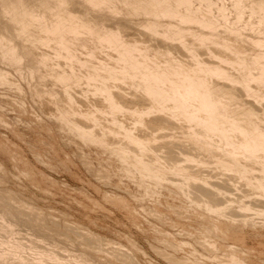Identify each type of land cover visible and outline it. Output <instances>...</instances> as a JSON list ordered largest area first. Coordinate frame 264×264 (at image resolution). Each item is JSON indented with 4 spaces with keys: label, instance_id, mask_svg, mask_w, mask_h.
I'll return each instance as SVG.
<instances>
[{
    "label": "rangeland",
    "instance_id": "1",
    "mask_svg": "<svg viewBox=\"0 0 264 264\" xmlns=\"http://www.w3.org/2000/svg\"><path fill=\"white\" fill-rule=\"evenodd\" d=\"M21 2L37 13L47 11L48 6H56L55 0H0V32L10 36L19 47L28 46L29 41L24 42V39L17 36L20 23L3 15L2 10L5 7L19 6L17 3ZM113 3L120 9L112 15L95 19V12H92L88 16H93L91 18L97 23L106 26H114L117 23L128 37L136 38L142 45L146 43L161 47L164 44H173L172 40L141 29L144 19L153 16L144 12H125L128 9L122 0H113ZM223 3L227 8V16L230 15L228 20H234L230 0H223ZM65 5L71 12L82 14L80 0H68ZM244 9L243 18L239 21L240 26H244L246 21L256 20V14L249 15V7L248 10L246 7ZM29 17L26 14L23 18L27 20ZM134 24L138 26L135 27ZM255 24L256 22L252 23ZM34 27L36 28L35 25L31 26L33 29ZM187 38L192 39L191 36ZM91 40L88 37L85 41L86 47L94 49L95 44ZM241 40L245 44L244 39H239L237 43L244 45ZM175 43L173 45H176ZM49 46L55 47L54 44ZM178 46L171 47L170 55L188 61L187 53ZM211 46L210 43H205L195 51L205 57L207 48ZM53 47L45 48V51L54 49ZM78 48L79 56H87V48ZM98 50L97 48V53L100 52ZM80 51L86 54L83 53V56ZM53 54L55 53H51V56ZM22 55L18 68L0 59V68L9 72L6 81L0 79V238L6 240L9 237L10 242L12 239V242L14 239L20 240L24 250H19L18 255L14 256L16 254L8 251L7 244H1L0 251L6 248L7 252L4 250L5 257L0 259V264H12L19 255L26 260L31 257L36 259L44 247V250L54 249L63 259L71 260L82 255L88 264H233L230 262L233 255L238 256L245 264H264V200H261L264 199V181L262 187L260 186L262 190L256 182L257 179L263 180L264 172L260 173V169L256 171L259 168L256 164L251 165L252 162L246 159L251 165V173L248 169V176L247 171L240 165H248L243 158L239 160V165L231 167L236 170L230 167L229 170L225 164L231 163L230 154L226 151H222V154V149L219 150L217 145L211 148L203 146L200 140H204L206 136L202 135L204 138L200 136L198 139L190 135L189 123L183 120V117L171 119L166 117L168 115L162 113L159 116V112L153 111L144 117L142 123L137 122L138 117L134 111L147 107L148 100L141 91L136 92L128 84L112 82V85L121 87L112 89H116L117 91H114L123 96V105L132 110L121 112L122 114L116 112L114 118L124 123L122 125L126 129L143 138L142 148L137 141L125 139L127 136L124 131L110 122L111 115H108V112L106 115L105 111H95V108L106 110L105 103L101 102L98 95L85 88L87 83L83 77L77 84L74 82L76 88L73 83L69 85L68 90H72L69 92L71 91L75 98L74 102L70 103L65 100L60 84L53 82V78L50 80L51 75L46 73L50 70L49 67H41L36 71L31 66V55L28 51ZM60 59L57 58L58 61ZM81 71L83 76L88 70L85 73V68ZM252 84L254 85V82ZM239 87L240 85L237 88L241 90ZM246 96L245 98L252 99L251 96ZM260 105L257 106L264 109V104ZM58 107L67 109L69 114L78 120L77 123L93 128V132L96 136H101L102 141L90 140L72 131L68 124L58 118ZM74 110H77V113ZM91 110L92 113L95 112L97 122L81 115L82 112ZM261 111L259 115L264 117V111ZM101 131L102 133H99ZM146 140L149 142L145 143ZM134 143L143 149H140L142 152ZM122 148L127 151L130 149V155L120 157L119 149ZM134 152L137 157L132 156ZM141 153L142 155L138 156ZM183 154L186 157L190 155L189 160L193 159L196 165L191 160H188V163L185 160L188 158ZM137 159L147 163L149 168L143 169L137 165ZM176 162L180 164L178 167ZM209 163L210 165H207ZM171 167L175 169L172 170ZM237 170L239 174L236 173ZM251 174L257 178L254 179ZM192 183L194 185H191ZM205 192L211 193L209 195ZM7 221L13 227H9ZM11 228L13 238L10 237ZM3 230L4 233L9 231V236L7 233L4 236ZM9 253L13 255L9 256ZM31 259L29 261L33 260Z\"/></svg>",
    "mask_w": 264,
    "mask_h": 264
},
{
    "label": "bare ground",
    "instance_id": "2",
    "mask_svg": "<svg viewBox=\"0 0 264 264\" xmlns=\"http://www.w3.org/2000/svg\"><path fill=\"white\" fill-rule=\"evenodd\" d=\"M67 1L68 0H55V7L48 6V9H46L47 11L44 10L41 13H37L23 2L17 3L19 6L14 5L8 8L5 7V9L2 10L3 15L20 23L19 27L17 28V36L19 35V37L24 39V42L29 41V44H27L28 46L19 47L10 36L0 32V59L18 68L23 57L22 54L28 51V53L31 55L30 61L32 68L38 71L41 67H49L50 70L46 73L51 75L50 80L53 78V82L60 84V87L63 89L62 93L64 92L65 100L69 101L70 103H72V101L74 102L75 98L73 97L74 95L71 94L72 90L69 89L71 90L70 92L68 90V88H70L69 85H71V83L74 85L80 80V78L82 79L83 77L87 83V85L85 83L87 86L85 88H87L88 91L91 90L90 93L98 95L101 99V102L105 103L104 106L106 107V110H103L104 108H95V111H100V113L101 111H105L106 115L109 113L108 115H111L110 122L112 121V124L115 123L117 126H119L118 129L121 128L122 131H124L123 133H125L127 136L125 139L129 138L130 140H135L139 145H141L142 148H144L143 138L141 139L138 135H135L132 131L126 129V127L123 126L124 123L114 118V114L116 112H120V114H122L121 112L132 111L130 108L128 110V108L123 105V101H121V97L123 96H120V93L116 92V89H114L116 91L112 89V87L118 88L120 86L111 84L115 81L124 84L126 83L131 89L135 91H141L149 103V105L144 107V109L140 111L135 110L136 112L134 111L138 117V121L136 120L137 122L142 123V121H144V117L150 115L153 111L159 112V116L160 114L162 115V113L165 114V116L168 115L166 117H170L171 119H174L175 117H183V120L185 119L189 123V131H191L190 135L195 136L196 138L198 137V139L202 135L206 136L204 140H200V142L202 141L204 144L203 146H206V148H211L213 145H215V147L217 145L219 146V150L222 149L220 151L221 153L222 151H226L227 154H230V162L232 164L226 163L225 166H227V168L236 167L241 162H239V160L243 158L244 160L247 159L250 163L252 162L251 165L256 164L259 167L256 169V171L260 169V173L264 172V117L259 115V111H261L263 108L257 106L259 104H261L260 106L264 104V48H262L264 47V0H230L231 8L234 10V20L232 19V21L228 20L230 15L227 16L226 14L227 8L224 5L223 0H122L128 9L125 12H144L153 16L147 20L144 19L145 21L141 24V26H143L141 28L142 30H146V32L149 34L160 35L159 37L162 36L164 39L172 40L173 44L175 43L174 41L177 42V44L175 43L176 45L164 44V46L161 47L147 45L146 43V45H142L136 38L128 37V34L123 32V29H121L120 25H117V23L114 26H106L105 24L103 25L102 23H97L94 18H91L93 16H88V14L92 12H95V19H104L107 16L112 15L120 9L115 3H113V0H80L82 14L71 12V10H68V7L66 9L65 3ZM245 7L246 9L249 7V15L256 14V20L244 22V26L241 25L243 26L241 28L239 21L243 18ZM26 14L30 16L29 19L27 18V20L23 18ZM255 22L256 24L252 25V23ZM33 25H35L36 28H31ZM34 32L36 34H34ZM188 36H191L192 39L187 38ZM88 37L89 40H93L92 43L95 44L94 49L86 47L85 41L88 39ZM239 39H244L245 44L243 40H241L244 45H239ZM205 43H210L212 46L207 48V56L201 57L200 54L195 50ZM52 44H54L55 47L49 46ZM177 45H179L178 47H181V49L183 48L185 50L187 53L186 56L189 57L188 61L179 59L177 57H172L170 55L171 47H177ZM45 46H48L49 48L53 47L54 49L51 50H54L53 52L55 54L51 56V53H53L51 52L49 55L48 53L51 50L48 49L50 51L47 53L48 50L45 51ZM80 46L87 48V56L85 55L84 58L79 56L80 54L77 53V49H79L78 47ZM97 48L100 50L98 53L96 52ZM80 52L81 55L85 53L82 51ZM57 58H61L60 60H62V62H59L60 60L58 61ZM84 68L85 71L83 73H85L87 70L88 71L82 76L80 71ZM8 73L9 72H7V70L0 68V79L6 81L9 78ZM252 81L254 82V85H251V83H253ZM238 85H240L239 88H241V90L237 88ZM54 86H56V84H54ZM85 93L87 96V91ZM246 95H248V97L251 96L252 99L249 100L250 98H245L247 97ZM257 102L258 104H256ZM76 104L77 103H75V105ZM57 111L58 118L68 124L72 131H76L84 138L86 137L90 140L100 139V141H102L100 138L101 136H96V134L93 132V128L90 129L86 125L77 123L78 120H75L74 116L72 117L67 109L58 107ZM74 111L77 113V110ZM262 111H264V109ZM94 113H92V110L86 112L84 111L81 113V115L96 121L97 118ZM72 115L76 116L77 114ZM102 131L99 133H102ZM108 131L111 132V130ZM114 133L116 132L114 131ZM117 135L118 134L116 133V136ZM200 138L204 137L202 136ZM147 142L149 141L146 140L145 143ZM135 144L137 145V143H134V145ZM136 147L138 148L139 146L137 145ZM142 148L139 147V150ZM142 150H140V152H142ZM230 150L231 152H229ZM129 151L123 148L119 149L120 157H127ZM149 154L151 155L150 152ZM180 154H182V152ZM141 155L142 153L138 156ZM183 155L185 158H188L185 159L187 161L189 158H191L190 155H187V157L185 154ZM132 156L137 157L135 152L134 154L132 153ZM162 157H164V155H162ZM142 158H140V160ZM140 160L137 159L136 164L143 167V169H148V164ZM190 160L192 161L193 159ZM182 162L183 161H181V163ZM193 162L195 164V161H192V163ZM200 164L202 165L201 161ZM179 165L180 164L177 163L176 166L178 167ZM207 165H210V163ZM240 165L243 167V170L247 171L246 174L248 176V169L251 168V165H249V163V166L246 164L243 166L242 163ZM171 168L172 170L175 169H173V167ZM230 168L229 170L232 169ZM239 168L240 166L238 169ZM159 169L161 170L162 168ZM169 169L167 168V170ZM183 169L184 168H182V170ZM234 170H236V168ZM254 170L255 169L252 171L254 172ZM238 171L239 170H237L236 173L239 174L240 172ZM259 175L261 176V174ZM242 176L244 178H248L245 175ZM252 177L254 178V175ZM169 178L171 177H168V179ZM263 181L264 178L263 180L257 179L256 182L259 185L258 188L260 186L262 187ZM191 185L194 184L192 183ZM198 191H200V189H198ZM257 191L259 192V190ZM216 192L218 193V190ZM210 193L206 194L210 195ZM212 193L215 192L212 191ZM253 196H255V194ZM216 198L215 200H217ZM221 198L223 199V197H220V199ZM7 225L9 227L12 226V224L8 221ZM9 227L7 228L9 229ZM11 231V233L9 231L6 232L8 236L10 233V237L13 236L11 235L13 234V229ZM6 233H4L3 230L4 236ZM3 234L1 237H3ZM8 239L4 240L0 238V245L3 244L2 246H5L4 244H7L6 246L8 251H10V253L16 254L14 256H17L18 251L23 247V243H20V240L17 239H14V242H12V239L10 242ZM29 244L32 245V243ZM36 247V249H38V246ZM32 248L34 249L35 246ZM44 248L43 250L41 249L42 251H40L39 254H37L38 257H36V259L31 257L33 259L32 260L31 258L27 257L32 261H29V259L26 260L22 255H19L17 257L18 259L15 258L17 260L12 262V264H88L83 259L84 257H81L82 255H78L77 257H73L71 260H68L63 259V256L61 258L58 255L59 253L57 254L54 249L51 250L52 248H49L48 250L47 248V250H44ZM29 249L30 248H28V250ZM4 250L7 252L6 248H4ZM4 250L0 251V259L5 257ZM23 250L24 249H22V251ZM31 251L34 252L33 250ZM10 253L9 256L13 255H10ZM76 255L77 254H75V256ZM230 262L233 264H245L236 255H233L230 258Z\"/></svg>",
    "mask_w": 264,
    "mask_h": 264
}]
</instances>
